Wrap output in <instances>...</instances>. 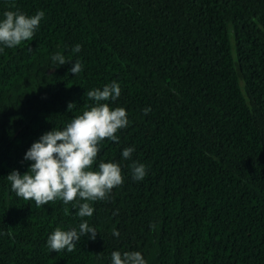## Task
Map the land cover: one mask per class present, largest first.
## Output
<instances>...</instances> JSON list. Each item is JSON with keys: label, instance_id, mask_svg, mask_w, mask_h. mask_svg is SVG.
<instances>
[{"label": "trees", "instance_id": "obj_1", "mask_svg": "<svg viewBox=\"0 0 264 264\" xmlns=\"http://www.w3.org/2000/svg\"><path fill=\"white\" fill-rule=\"evenodd\" d=\"M5 10L44 17L0 52V264H110L113 250L146 264H264V0H0ZM57 51L68 62L54 64ZM112 80L121 94L108 103L129 123L97 161L119 162L123 182L84 218L72 202L17 197L6 176L27 170L30 144ZM81 219L95 237L50 251L48 234Z\"/></svg>", "mask_w": 264, "mask_h": 264}, {"label": "clouds", "instance_id": "obj_2", "mask_svg": "<svg viewBox=\"0 0 264 264\" xmlns=\"http://www.w3.org/2000/svg\"><path fill=\"white\" fill-rule=\"evenodd\" d=\"M43 17V10H37L32 15L19 10H5L0 14V52L5 47L12 48L22 41L30 40ZM80 47L79 43H75L72 51L79 52ZM50 59L58 65L68 62L59 51L51 54ZM81 70L79 58L73 60L68 69L74 75ZM120 94L121 87L117 80L89 89L86 95L91 104L88 107L62 127L54 126L34 140L23 154V160L30 162L27 170L21 173L12 169L6 176L16 196L34 201L37 207L53 199H60L65 204L72 202L75 216H92V202L105 199L113 187L123 182L119 162L97 161L100 142L104 138L119 141L115 133L129 123L123 106L108 103L115 101ZM73 105L69 102L67 108ZM149 110L142 109L145 114ZM134 151L133 145L123 147L121 159H130ZM129 171L133 181L142 180L146 175V165L132 160ZM96 233V229L86 219H81L75 227L54 228L48 234L46 244L50 251H71L81 236L92 239ZM118 235V231L114 230L113 236ZM110 264H146V260L140 251L113 250Z\"/></svg>", "mask_w": 264, "mask_h": 264}]
</instances>
